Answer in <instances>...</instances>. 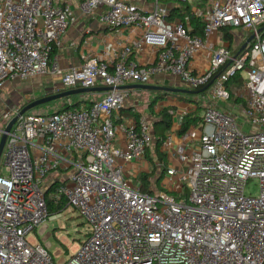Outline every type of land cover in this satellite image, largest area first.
Instances as JSON below:
<instances>
[{
	"label": "built area",
	"instance_id": "1",
	"mask_svg": "<svg viewBox=\"0 0 264 264\" xmlns=\"http://www.w3.org/2000/svg\"><path fill=\"white\" fill-rule=\"evenodd\" d=\"M76 10L132 38L106 59L63 70L53 53L75 25ZM190 17L201 21L203 37L190 34ZM262 28L264 0H0V96L7 83L38 77L59 79L51 94L113 89L89 106L46 116L17 111L0 157V264H264ZM228 29L254 35L250 49L233 56L230 47H217L211 37ZM145 47L155 60L138 65L133 58ZM203 50L211 53L208 68L195 73L190 65ZM242 73L236 98L244 104L231 105L228 84ZM159 77L178 78L190 91L212 85L199 124L177 148L172 138L163 141L162 152L178 165L166 168L167 184L152 195L125 171L153 149L152 125L145 117L117 125L114 116L131 92L122 87ZM52 175L66 178L50 181L51 200L65 199L89 228L76 253L59 262L51 246L29 241L45 237L48 223L65 212L48 211ZM255 180L257 194H248Z\"/></svg>",
	"mask_w": 264,
	"mask_h": 264
},
{
	"label": "crops",
	"instance_id": "2",
	"mask_svg": "<svg viewBox=\"0 0 264 264\" xmlns=\"http://www.w3.org/2000/svg\"><path fill=\"white\" fill-rule=\"evenodd\" d=\"M79 26L84 27L86 32L78 33L77 29ZM240 30H234L230 34L233 36V43L230 45L228 41L224 39V32H220L211 37V40L219 46H228L230 47V51L232 55H235L236 49L234 46L236 41H234V33ZM243 34L241 35L242 42H246L250 37L251 33L245 30H242ZM71 33V34H70ZM132 33L126 29L120 30H109L104 26H101L98 22V15H94L92 17H84L79 10H76V23L69 30L67 35L61 40V46L56 49V53L54 55V60L58 63L59 67L63 70H69L73 67H81L83 66L88 59L96 58L98 60H103L112 55L115 51L120 48L121 44L127 43L132 38ZM243 35H248L246 39ZM236 38V37H235ZM236 40V39H235ZM240 51V50H239ZM238 51V52H239ZM211 58V53L208 50H203L195 56L190 67L195 73H203L207 70L209 60ZM155 60V51L149 47H145L142 53L135 54L133 61L138 65H146ZM59 80V79H58ZM59 85L54 87L52 92L55 89H59L61 87L60 81ZM165 83L166 85H162L164 87L177 88L178 85H183L178 78L174 77H159L157 78L152 85L160 86V83ZM96 89H105V87L99 86ZM137 93L139 91H131L130 94ZM146 92V91H143ZM167 94V93H166ZM204 94V93H203ZM52 94H45V97ZM107 95L106 92H96L91 94H85L78 96V100L85 105V103H94L96 101H100ZM201 95V94H199ZM192 95V101L186 100L185 95L181 94H168L165 99L161 100L155 106V113L159 115L167 108H172L174 110V116L172 121V127L170 131L166 134L167 138H172L175 147L177 148L179 144H181V137L184 134H180L182 129V122L186 115H198L202 117L204 110H199L200 99H203V96ZM206 95V94H205ZM204 95V96H205ZM43 98V97H42ZM127 102V100H126ZM125 102V108L121 113L114 116V121L117 125L124 124L129 125L136 122L135 118L144 117L137 115L138 111L137 105H128ZM201 111V112H200ZM148 116L149 114H144ZM135 117V118H134ZM150 125H153L152 120L149 117H145ZM197 126V125H196ZM196 126L190 128L189 131L193 130ZM118 146L117 148L123 147L124 138L122 134L117 136ZM160 152L164 155L165 160L161 161L158 159L154 150L150 151L149 155L145 156V158L133 164L125 165L126 177L132 183H136L138 178L142 175H151L150 181L152 183H156V181H160V188L162 189V184H167L164 175H162L161 171L164 167H174L178 165L176 159L168 157L165 153L162 152L160 148ZM172 165V166H170ZM161 168V169H160ZM154 178V180H153ZM134 181V182H133ZM154 191V190H153ZM158 192V191H157Z\"/></svg>",
	"mask_w": 264,
	"mask_h": 264
},
{
	"label": "rangeland",
	"instance_id": "3",
	"mask_svg": "<svg viewBox=\"0 0 264 264\" xmlns=\"http://www.w3.org/2000/svg\"><path fill=\"white\" fill-rule=\"evenodd\" d=\"M78 33H84L86 30L84 27H80L77 29ZM71 34V33H70ZM243 31H236L234 33V41H236L235 48L241 49L246 42H242L241 35ZM236 37V38H235ZM246 39L248 35H243ZM236 39V40H235ZM249 47V46H248ZM243 78H246V74L242 73ZM58 78H50V77H38L34 79H30L27 81H17L15 83H7L5 89L2 91L0 96V127L3 126L5 120L2 118L7 112H9L8 119H14L18 110H22L27 104L38 100L42 97H45V94H51L54 87L59 85ZM161 87H164L165 83H160ZM164 85V86H162ZM178 89L188 90L185 85H178ZM232 91L234 96L243 95V87L236 88L232 87ZM161 95L159 93H148V92H135L133 94H129L127 100L128 105H137L138 111L137 115L149 117L152 120V123L159 120V115L155 113V106L151 109L153 103L157 100L161 101ZM186 97V96H184ZM192 97L187 96L186 100H191ZM198 105H200V109H204L209 105L205 100L200 99ZM78 103H81L79 100ZM72 102H63L56 101L50 103L48 105L36 108L26 113V115L33 116H46L50 113L59 112L64 110L67 105H70ZM149 114L148 116L144 114ZM4 157L1 159L0 167L3 166ZM172 166V165H170ZM57 176V175H56ZM60 180H64L66 176L62 175L59 177ZM60 181L56 179L54 175H52L47 183L50 185V181ZM154 180V178H153ZM134 182V181H133ZM258 181H252L249 184L247 189V193H252L254 195L257 194ZM155 184H152L151 189L153 192H157ZM89 228L88 225L83 221V219L75 212L73 209L68 208L64 213L62 219L48 223V230L45 233V237H29V241L33 244H39L42 242L45 245L51 246L49 251L52 254L54 260L56 262L61 261L62 259L68 260L70 259L76 251L80 248L81 244L86 240V235Z\"/></svg>",
	"mask_w": 264,
	"mask_h": 264
},
{
	"label": "trees",
	"instance_id": "4",
	"mask_svg": "<svg viewBox=\"0 0 264 264\" xmlns=\"http://www.w3.org/2000/svg\"><path fill=\"white\" fill-rule=\"evenodd\" d=\"M201 1H205V0H201ZM190 10H191V6L187 5V7H185V10H184L187 13L186 15H189ZM179 14H180L179 12H174L173 16L175 15V16H178L182 19L186 16L185 14H180V15ZM186 26L189 29V32L191 35L197 36V37H203L204 36L203 25H202L200 20H198L194 17H190L189 23ZM223 32H224V39L226 41H228L231 45L233 43V36H232V34H230L232 32V30L228 29V30H225ZM249 49H250V46L247 48L246 51H248ZM239 50L235 51V54H237ZM55 53H56V50L54 51L53 55H55ZM242 81H243L242 75L238 74L228 84V88L231 91V95H232L231 100H230L231 105L239 104V103L244 104V101L236 98L234 96L233 91H232V87L240 88L242 86ZM148 93H159L162 96L161 100L165 99V97L168 95V94L162 93V92H148ZM205 94L206 93L201 94L199 96H204ZM185 96L186 97L187 96L192 97V95H185ZM60 101H63V102L71 101L72 103L70 105H67V107L64 110H61L59 112H63V111L68 110V109L79 108L83 104V103L77 102L78 97H72V98L63 99ZM158 103H159L158 100L155 103H153V105L151 106V109H153V107L156 106ZM85 105L89 106V105H91V103H85ZM199 110H202V109H199ZM50 114H54V113H50ZM173 114H174V110L172 108L171 109L170 108L165 109L158 116V117H160V119L155 121V123H153V125H152V129H153L154 136H155L156 140H155L153 149L151 151L154 150L158 159L161 161H164L165 157H164V155L161 154L160 148L162 146L163 141L166 140V134L170 131V129L172 127V121H173V116H174ZM200 121H201V117H199V113H198V115H195V116L186 115L183 119V122H182V129L180 131V134H185L186 132H188L190 130V128L198 125ZM149 153H150V151L147 153V156L149 155ZM166 168L167 167H164L162 169V171H161L162 175L165 174ZM150 178H151V175H145L144 174V175L140 176V181H141V184L143 187V191L153 195L155 192H153V190L151 189V187H152L151 185L153 183H152V181H150ZM154 184L156 186L157 191H161V188L159 187L160 181L157 180L156 183H154ZM55 188H56V185L51 184L49 190L46 192V195H45L46 200H47V204H48V211L50 214L62 213V212L67 210V201L65 199L62 198L58 203H55V201L51 200L50 193H53Z\"/></svg>",
	"mask_w": 264,
	"mask_h": 264
},
{
	"label": "water",
	"instance_id": "5",
	"mask_svg": "<svg viewBox=\"0 0 264 264\" xmlns=\"http://www.w3.org/2000/svg\"><path fill=\"white\" fill-rule=\"evenodd\" d=\"M264 32V28L259 30V33ZM254 40V35H252L246 42V44L240 49L239 53L237 55H239L240 53H242L243 51H245L248 46L250 45V43ZM212 83L209 84L208 86H206L205 88L199 90V91H190V90H183V89H178V88H171V87H160V86H155V85H129L126 87H122L121 90H125V91H146V92H162V93H167V94H181V95H199V94H203L206 93L210 87H211ZM113 89L112 88H105V89H75V90H68V91H63L60 93H56V94H52V95H48L46 97L40 98L38 100H35L33 102H30L29 104H27L18 114V116H23L26 113L30 112L33 109L45 106L47 104L56 102V101H60L63 99H68V98H72V97H78L81 95H85V94H91V93H96V92H111ZM18 116L15 117L14 119H12L9 123V125L7 126V128L5 129L2 139H1V144H0V157L2 155L4 146L6 144V140H7V134L12 130L13 126L15 125Z\"/></svg>",
	"mask_w": 264,
	"mask_h": 264
}]
</instances>
